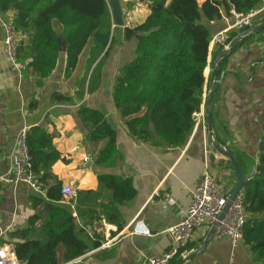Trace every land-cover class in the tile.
Returning a JSON list of instances; mask_svg holds the SVG:
<instances>
[{"label":"crops","instance_id":"obj_1","mask_svg":"<svg viewBox=\"0 0 264 264\" xmlns=\"http://www.w3.org/2000/svg\"><path fill=\"white\" fill-rule=\"evenodd\" d=\"M126 1L124 22H143L150 11L148 4L141 0ZM14 14V10H10L7 16L13 19ZM126 17L130 20L125 21ZM263 21L264 10L256 15L254 25ZM234 22L231 10L230 15L222 12L220 18L207 24L213 35L228 29ZM125 27L127 24L113 25L109 53L96 73L92 74L102 56L90 66L86 50L76 68L65 78L63 53L55 69L38 86L33 77L23 74L24 63L18 62L15 67L9 62L0 22V227L6 231L0 237V246L12 243L8 241V233L29 227L30 217L40 212V207L34 206L31 199L36 192L29 183L16 182L9 174L8 164V154L19 132L37 126L54 135V145L66 159L54 165L53 173L62 182V188L69 186L77 193L73 206L65 195L57 204L71 211L77 229L91 246L84 255L70 262L64 260V247L60 246L57 249L59 264H145L148 257L159 256L173 246L168 230L184 219L205 172L217 179L223 192L230 194L235 188L234 170L228 158L213 148L205 120L177 147L167 146L157 138L143 142L130 135L113 98L120 68L134 58L137 46L135 38H126ZM56 28L59 29L58 25ZM243 31L230 28L226 32L227 44L210 43L205 101L210 91L213 62ZM29 37L27 32L23 34L25 44ZM216 63L220 70L211 103L214 132L248 179L255 171L260 136L264 133V29L243 37ZM54 92L70 96L72 101L57 102L53 99ZM33 100L36 103L30 107ZM82 105L104 112L115 129L118 152L112 161L99 162L106 140L88 139L78 116ZM100 174L130 178L135 196L124 203L116 202L112 191L99 182ZM158 189L170 194L174 203L155 202L152 196ZM42 219L35 221V226L39 227ZM210 229L205 226L195 231L185 256L203 244ZM98 240V246H94L93 242ZM105 242L109 244L102 248ZM184 264H264V261L254 259L251 246L243 239L234 246L229 238L214 236L202 251Z\"/></svg>","mask_w":264,"mask_h":264},{"label":"trees","instance_id":"obj_2","mask_svg":"<svg viewBox=\"0 0 264 264\" xmlns=\"http://www.w3.org/2000/svg\"><path fill=\"white\" fill-rule=\"evenodd\" d=\"M141 1L148 4L150 11L134 28L125 27L126 38H135L137 46L134 58L120 68L114 83V103L131 136L143 142L157 138L167 146H181L194 129L193 114L205 108V69L212 38L207 23L220 18L222 12L230 15L234 10L245 14L259 8L263 0ZM121 3L125 5L127 1L121 0ZM10 10H14L13 21L22 35L30 34L28 43L22 39L19 45L17 61L24 63L23 74L33 77L38 86L55 69L63 53L65 78L86 50L90 66L102 56L92 74L100 69L109 53L113 15L107 0H0V12L7 15ZM142 32L147 34L137 39ZM61 40L66 43L64 52L60 50ZM53 99L72 101L70 96L58 92L53 93ZM35 103L33 100L30 107ZM78 116L88 139L106 140L99 162L112 161L118 152L116 131L106 114L82 105ZM53 140L54 135L42 127L27 129L34 172L45 196H32V203L40 207V212L30 217V226L7 235L22 264H59L60 246L64 247V260L70 262L91 247L77 229L71 211L57 204L63 198L62 182L53 173V167L66 159ZM227 162L233 169L229 159ZM99 182L112 191L113 199L119 203L129 201L136 194L130 178L100 174ZM240 195L247 215L243 241L251 246L256 261H264V133L260 136L255 171L246 180ZM42 217L41 225L35 226V221ZM98 244L99 240L93 242L94 246ZM189 247L190 243L184 249ZM181 259L178 256L170 264H177Z\"/></svg>","mask_w":264,"mask_h":264},{"label":"built area","instance_id":"obj_3","mask_svg":"<svg viewBox=\"0 0 264 264\" xmlns=\"http://www.w3.org/2000/svg\"><path fill=\"white\" fill-rule=\"evenodd\" d=\"M262 10H264V5L245 14L237 13L233 10V14L235 15L234 24L228 29L212 35L211 43L225 44L226 32L230 28L235 27L239 30L250 28L254 25L256 15ZM0 22L4 33L3 44L5 54L9 62L15 67H18V48L23 39V35L16 27L13 19L1 12ZM131 27L135 26L132 25ZM205 119V108L201 107L199 111L193 114L194 129ZM8 164L9 174L16 182H27L37 195L44 196L42 185L38 181L37 174L34 172L32 156L27 143V130H23L17 135L15 145L8 154ZM62 193L72 200L71 204L73 206L74 200L77 197L75 190L66 186L62 188ZM228 195L223 192L217 179L211 173L205 172L192 196L184 219L171 226L168 230L174 241L173 246L159 256L148 257L145 264H170L178 256L185 257L187 252L184 248L191 242L195 231L205 226L212 227V224L222 211ZM152 199L157 203H174L172 196L167 192H161L160 189L155 190ZM246 216L243 201L239 194L230 207L226 217L221 221L215 236L217 238L227 237L235 246L243 239V226ZM5 232L0 227V237ZM108 244L109 242L103 243L102 248H105ZM0 264H20L15 254L14 244L7 243L0 246Z\"/></svg>","mask_w":264,"mask_h":264},{"label":"water","instance_id":"obj_4","mask_svg":"<svg viewBox=\"0 0 264 264\" xmlns=\"http://www.w3.org/2000/svg\"><path fill=\"white\" fill-rule=\"evenodd\" d=\"M107 2L110 6V9H111V12L113 15V25L123 27L124 23H125L124 22V8L122 6L121 0H107ZM262 29H264V21L259 23V24L253 25L250 28L241 32L235 39H233L229 43L228 47L225 48L220 53L217 60H215L213 62L212 72H211V76H210V91L208 93V97H207V100L205 103L206 123H207L208 133H209V137L211 139V143H212L213 148L218 153L227 157L230 160V162L233 166L234 173L237 177V184H236L235 188L233 189V191L227 196V199H226V202L223 206V209L219 213L217 219L212 224L210 232H209L207 238L205 239V241L203 242V244L199 248L195 249L194 251L189 253L187 256H185L178 264H184L186 261L191 260L200 251H202V249L207 245V243L211 239L214 238L216 231H217L218 227L220 226L221 221L226 217L227 213L229 212L230 207L232 206V204L236 200L237 196L240 194L241 189L247 180L245 173L243 172L240 164L235 159V157L233 156L231 151L228 150L227 148H225V146L221 145V143L218 141V139L215 135L214 128H213V117H212V112H211V103H212V99H213L214 92H215V78L217 75V63L216 62L219 61V59H221L223 56H225L231 49H233L236 46V44L243 37H245L251 33L257 32L259 30H262ZM146 34H147L146 32H142L140 35H137L136 38L140 39L141 36H144ZM94 35H95V32L92 34V36H94ZM60 50L62 52H64L66 50V43L64 40H61ZM70 264H74V263L71 262ZM82 264H85V263H82Z\"/></svg>","mask_w":264,"mask_h":264},{"label":"rangeland","instance_id":"obj_5","mask_svg":"<svg viewBox=\"0 0 264 264\" xmlns=\"http://www.w3.org/2000/svg\"><path fill=\"white\" fill-rule=\"evenodd\" d=\"M199 1H200V3H202L201 0H199ZM122 6H124V5L122 4ZM128 6H129V5H128ZM133 15H134V14H133ZM126 20H130V19L126 17L125 21H126ZM124 24H127V26L130 27V28H134V27H131L132 25H134V26L137 25V24H135V23H133V22H127V23H124ZM213 35H214V34H213ZM227 40H228V38H227ZM225 44H227V42H225ZM225 44H224V45H225ZM227 47H228V45H226L225 48H227ZM211 112H212V111H211ZM205 113H206V112H205Z\"/></svg>","mask_w":264,"mask_h":264}]
</instances>
